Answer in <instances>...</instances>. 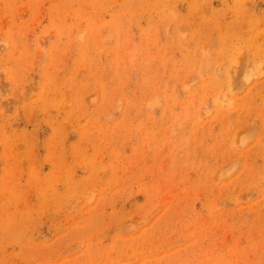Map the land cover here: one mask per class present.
<instances>
[{
  "label": "rangeland",
  "instance_id": "1",
  "mask_svg": "<svg viewBox=\"0 0 264 264\" xmlns=\"http://www.w3.org/2000/svg\"><path fill=\"white\" fill-rule=\"evenodd\" d=\"M0 264H264V0H0Z\"/></svg>",
  "mask_w": 264,
  "mask_h": 264
}]
</instances>
